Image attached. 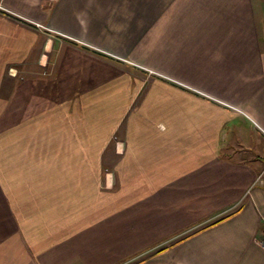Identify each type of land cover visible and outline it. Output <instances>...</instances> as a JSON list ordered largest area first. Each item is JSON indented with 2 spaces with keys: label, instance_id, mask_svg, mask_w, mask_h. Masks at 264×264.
I'll use <instances>...</instances> for the list:
<instances>
[{
  "label": "crops",
  "instance_id": "obj_1",
  "mask_svg": "<svg viewBox=\"0 0 264 264\" xmlns=\"http://www.w3.org/2000/svg\"><path fill=\"white\" fill-rule=\"evenodd\" d=\"M264 0H0V264H264Z\"/></svg>",
  "mask_w": 264,
  "mask_h": 264
},
{
  "label": "built area",
  "instance_id": "obj_2",
  "mask_svg": "<svg viewBox=\"0 0 264 264\" xmlns=\"http://www.w3.org/2000/svg\"><path fill=\"white\" fill-rule=\"evenodd\" d=\"M258 244L264 249V230L257 239Z\"/></svg>",
  "mask_w": 264,
  "mask_h": 264
}]
</instances>
